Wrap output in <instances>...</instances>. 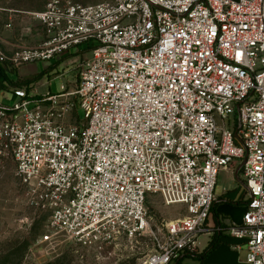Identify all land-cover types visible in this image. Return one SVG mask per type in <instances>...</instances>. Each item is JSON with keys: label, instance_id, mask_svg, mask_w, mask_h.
Here are the masks:
<instances>
[{"label": "built area", "instance_id": "built-area-1", "mask_svg": "<svg viewBox=\"0 0 264 264\" xmlns=\"http://www.w3.org/2000/svg\"><path fill=\"white\" fill-rule=\"evenodd\" d=\"M44 1L29 12L44 38L0 46L14 67L79 56L74 88L0 99V156L48 214L41 242L176 264L201 252L220 175L242 164L246 211L227 232L264 264V0ZM151 195L185 213L155 230Z\"/></svg>", "mask_w": 264, "mask_h": 264}, {"label": "rangeland", "instance_id": "rangeland-1", "mask_svg": "<svg viewBox=\"0 0 264 264\" xmlns=\"http://www.w3.org/2000/svg\"><path fill=\"white\" fill-rule=\"evenodd\" d=\"M75 1L92 4L105 0ZM44 6V0H0V21L4 25L10 22L12 16L27 19L31 17L29 12L42 10ZM70 57L73 63L75 58L72 55ZM64 59L65 57L38 63L40 72L47 70L50 65L53 68L50 75L46 73L43 77L44 90L57 93L64 84L67 87L71 83L69 88L76 86L80 79L79 68L72 63L69 67L61 64L55 68V62ZM80 115L83 117L84 113L81 112ZM15 170L12 158L0 156V264H92L91 258L85 260L76 254L65 237H59L57 244L41 242L42 236L47 233L48 214L29 201L26 189ZM223 172L219 178L217 194L222 193L227 185ZM233 175L236 177V171ZM147 207L148 220L155 230L185 213L184 206L167 205L157 195L149 197ZM139 257L142 256H132L131 261L126 264H136Z\"/></svg>", "mask_w": 264, "mask_h": 264}, {"label": "crops", "instance_id": "crops-1", "mask_svg": "<svg viewBox=\"0 0 264 264\" xmlns=\"http://www.w3.org/2000/svg\"><path fill=\"white\" fill-rule=\"evenodd\" d=\"M4 26V27H2ZM45 36L44 29L32 17L22 20L17 17H11L10 22L2 25L0 21V46L10 56L15 49L37 45ZM74 56L72 63L71 57ZM68 56V57H67ZM65 59L56 63L58 66L65 65L69 67L71 63L77 67L79 56L74 52L64 56ZM67 58V59H66ZM38 61L27 63L19 67H14L11 61H0V97L6 102L10 101L13 94V87L19 82L34 80L36 77L51 74L53 68L40 72ZM58 64V65H57ZM54 68V69H55ZM6 73V76L4 73ZM44 75L38 81L30 84L33 92L43 94L48 91L44 90L42 80ZM63 86H66L65 84ZM72 86L70 83L68 88ZM236 165L233 166V171ZM234 172L228 170L223 172V177L227 180V185L223 188L222 193L217 194V200L214 203L210 222L212 225L211 232L199 237L198 244L200 251L209 245L214 235L218 234L221 238V244L211 252L204 260L187 257L183 263L188 264H248L247 248L243 241L231 236L227 232L229 224L232 222L241 223L246 211V201L248 192L240 178L234 177ZM240 246V248H237ZM200 252V253H201Z\"/></svg>", "mask_w": 264, "mask_h": 264}, {"label": "trees", "instance_id": "trees-1", "mask_svg": "<svg viewBox=\"0 0 264 264\" xmlns=\"http://www.w3.org/2000/svg\"><path fill=\"white\" fill-rule=\"evenodd\" d=\"M4 73V72H3ZM4 75L6 76V73H4ZM44 75V73L42 74ZM42 75L36 77L34 80H30V81H26V82H19L16 84V86H23V85H27L30 86V84L32 82L38 81L39 79H41ZM214 207V206H213ZM221 238L218 234L214 235L213 239L211 240V242L209 243V245L204 249L203 252L198 253V254H194L193 257L202 261L204 260L211 252H213L220 244H221ZM189 257V255H185L184 257L180 258L176 264H183L184 260Z\"/></svg>", "mask_w": 264, "mask_h": 264}, {"label": "water", "instance_id": "water-1", "mask_svg": "<svg viewBox=\"0 0 264 264\" xmlns=\"http://www.w3.org/2000/svg\"><path fill=\"white\" fill-rule=\"evenodd\" d=\"M241 166H242V164H241ZM241 166H240V167H241ZM240 167H239V168L237 169V171H236V177H237V178H239V169H240ZM243 184L245 185L244 182H243ZM245 187H246V185H245Z\"/></svg>", "mask_w": 264, "mask_h": 264}]
</instances>
